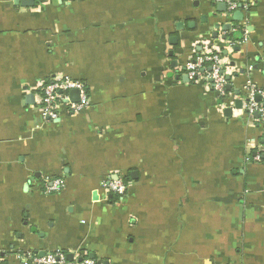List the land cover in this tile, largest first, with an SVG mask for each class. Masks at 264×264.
<instances>
[{
    "label": "crops",
    "instance_id": "0c3cea01",
    "mask_svg": "<svg viewBox=\"0 0 264 264\" xmlns=\"http://www.w3.org/2000/svg\"><path fill=\"white\" fill-rule=\"evenodd\" d=\"M234 1L0 0V264H264V117L236 108L264 103V0ZM211 45L234 103L187 75ZM60 78L90 106L44 119Z\"/></svg>",
    "mask_w": 264,
    "mask_h": 264
},
{
    "label": "built area",
    "instance_id": "2783aa9c",
    "mask_svg": "<svg viewBox=\"0 0 264 264\" xmlns=\"http://www.w3.org/2000/svg\"><path fill=\"white\" fill-rule=\"evenodd\" d=\"M228 5V11L232 14L238 9V3L234 0H225ZM249 9L248 4H244L243 12ZM247 36L244 41L246 42ZM231 46L233 44L229 41ZM186 72L189 80L192 82L204 81L210 83L214 92L218 93L227 102L234 103L228 94L226 87L228 81L224 72V63L222 59V47L220 45H211L201 50L191 61ZM76 90L80 94V102L78 104L71 103L68 93ZM256 90L248 83L245 86V97H243V111L250 117L259 114L264 117V103H259L255 100L257 96ZM90 106V96L87 87L84 83L74 79H56L48 83L42 91L40 100V112L44 119L58 120L59 109L65 107L74 114L81 113ZM259 160L258 157L255 158ZM65 188V181L61 178L48 179L45 181V193L53 194L62 191ZM109 192L119 198H125L128 185L122 181H112L106 185ZM29 264H77L70 263L63 254L44 253L42 255L29 256L25 263ZM81 264H97L95 260L85 259Z\"/></svg>",
    "mask_w": 264,
    "mask_h": 264
},
{
    "label": "water",
    "instance_id": "95a60500",
    "mask_svg": "<svg viewBox=\"0 0 264 264\" xmlns=\"http://www.w3.org/2000/svg\"><path fill=\"white\" fill-rule=\"evenodd\" d=\"M22 2H23V5H25L26 7H31V6H33L34 4H35V0H21ZM218 6L219 7H223V11H226V5L225 4H218ZM242 18H243V15H242V13L241 12H238V13H236L235 14V16H234V19L236 20V21H241L242 20ZM230 80V78L228 77L227 78V81H229ZM226 90L227 91H231L232 90V86H231V84H229L228 83V85H227V87H226ZM218 94V93H217ZM236 94H238L239 95V93H236ZM219 95V94H218ZM255 100L258 102H260L261 101V98L258 96V97H256L255 98ZM242 102L241 101H236V108L237 109H241L242 108ZM228 112H231V110L230 109H228Z\"/></svg>",
    "mask_w": 264,
    "mask_h": 264
}]
</instances>
